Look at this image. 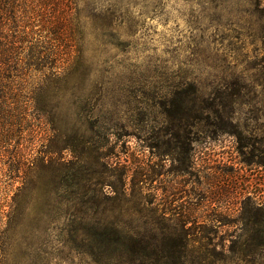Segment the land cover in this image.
Instances as JSON below:
<instances>
[{"label": "rangeland", "instance_id": "374dc122", "mask_svg": "<svg viewBox=\"0 0 264 264\" xmlns=\"http://www.w3.org/2000/svg\"><path fill=\"white\" fill-rule=\"evenodd\" d=\"M72 13L57 67L0 88V264H264V0Z\"/></svg>", "mask_w": 264, "mask_h": 264}, {"label": "trees", "instance_id": "16d2710c", "mask_svg": "<svg viewBox=\"0 0 264 264\" xmlns=\"http://www.w3.org/2000/svg\"><path fill=\"white\" fill-rule=\"evenodd\" d=\"M77 4L78 0H0V88H4L8 80L19 78L22 73L28 74V77L31 75V78L44 76L46 71L57 67L55 62L62 53L58 43L60 39L72 36L69 26L72 19H77L72 13L73 6ZM54 5L58 8L55 15L52 13ZM63 63L65 68L72 66V63L67 64V60ZM14 96L13 99L19 98L16 94ZM28 99L34 103L36 101L31 90ZM33 108L34 114L44 116L51 110L38 101ZM46 125L47 132L51 133L54 128L50 119ZM96 224L97 241L130 247L136 255L146 253L161 261L175 251L171 236H161L157 243V239L153 238L155 243L151 244L141 237L127 236L109 224L103 225L100 221H96ZM150 245L153 249L145 251Z\"/></svg>", "mask_w": 264, "mask_h": 264}]
</instances>
